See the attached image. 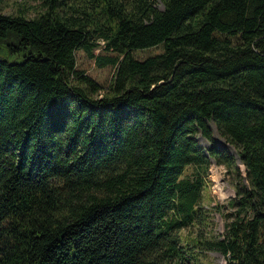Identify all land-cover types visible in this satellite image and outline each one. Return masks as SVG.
Segmentation results:
<instances>
[{
  "label": "trees",
  "instance_id": "16d2710c",
  "mask_svg": "<svg viewBox=\"0 0 264 264\" xmlns=\"http://www.w3.org/2000/svg\"><path fill=\"white\" fill-rule=\"evenodd\" d=\"M18 5L0 7V264H264V0ZM76 50L115 67L107 89ZM209 122L245 169L217 237L184 232L208 224L212 160L238 169Z\"/></svg>",
  "mask_w": 264,
  "mask_h": 264
},
{
  "label": "rangeland",
  "instance_id": "374dc122",
  "mask_svg": "<svg viewBox=\"0 0 264 264\" xmlns=\"http://www.w3.org/2000/svg\"><path fill=\"white\" fill-rule=\"evenodd\" d=\"M39 0H0V7L3 8L5 13H14L18 9V4H28L32 6L37 4ZM31 8V7H30ZM34 10L28 11V14L32 16ZM162 51V46L150 47L145 49H137L133 51L134 58L138 60H143L147 56L159 53ZM99 53V49L95 50V54ZM104 55L107 53H103ZM76 65L78 69L83 70L88 76L96 80L101 86H103V91L107 89L110 83L115 67L104 66L99 67L94 58H90L84 51L76 50ZM100 91V93H103ZM209 126L212 130V136L215 142L223 148H226L235 157V162L237 170H230L221 164H216L213 160L209 168L208 182L203 190V196L201 204L206 210L208 215V224L205 226H195L189 229H185V233L194 234L198 229L206 234L209 233L213 236H220L224 232L226 222L230 221L232 218V212L234 208L230 205V199L235 196V186L244 180L245 169L242 163L239 161L236 149L229 143H227L218 133L214 123L209 122ZM197 142L207 150L210 143L200 135L196 134ZM191 173V168L188 167L185 170V175ZM207 236V235H206ZM225 256L215 250L206 251L200 255V260L202 264H222L225 262Z\"/></svg>",
  "mask_w": 264,
  "mask_h": 264
}]
</instances>
